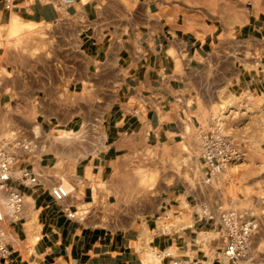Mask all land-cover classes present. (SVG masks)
<instances>
[{
    "label": "crops",
    "instance_id": "0c3cea01",
    "mask_svg": "<svg viewBox=\"0 0 264 264\" xmlns=\"http://www.w3.org/2000/svg\"><path fill=\"white\" fill-rule=\"evenodd\" d=\"M6 1L0 141L31 143L17 150L15 169L33 180L6 182L23 203L18 218L5 222L3 264H230L220 237H200L218 225L199 216L206 205L196 185L167 186L150 211L117 206L131 155L209 128L225 98L264 110V13L236 9L234 1L225 14L187 0H9V8ZM13 19L35 29L36 59L17 57L8 36ZM60 182L69 193L57 201L50 190ZM5 194L0 189L2 205ZM167 213H190L191 222L161 232L157 217Z\"/></svg>",
    "mask_w": 264,
    "mask_h": 264
},
{
    "label": "rangeland",
    "instance_id": "374dc122",
    "mask_svg": "<svg viewBox=\"0 0 264 264\" xmlns=\"http://www.w3.org/2000/svg\"><path fill=\"white\" fill-rule=\"evenodd\" d=\"M187 1L203 6L211 3L213 10L217 9L219 14H225L228 2L232 1L236 9L240 5H246L264 13V0ZM11 31L8 36L16 38L12 48L21 53L17 57L36 59L40 49L32 46L37 36L33 26L25 25ZM255 107L258 106L245 99L231 101L225 98L220 113L215 115L220 118L223 133L231 139L238 155L217 180L210 184L203 183L197 134L188 130L187 141L177 146L146 149L138 155L130 156V174L123 177L124 190L117 207L136 213L150 211L156 203L155 195H159L167 186L176 183L196 185L201 190V204L208 207L215 204L248 207L257 215L260 222L259 233L255 235L259 237L256 241L258 247L252 246L249 255L236 264H264V214L260 204V198L264 197V110ZM88 134L89 130L84 127L79 138L83 139ZM189 214L174 219H168V213L162 214L158 225H165L168 229L169 225L176 228L185 226L191 222ZM205 236L219 239L217 231L200 234V237ZM221 258L226 261L222 255Z\"/></svg>",
    "mask_w": 264,
    "mask_h": 264
},
{
    "label": "built area",
    "instance_id": "2783aa9c",
    "mask_svg": "<svg viewBox=\"0 0 264 264\" xmlns=\"http://www.w3.org/2000/svg\"><path fill=\"white\" fill-rule=\"evenodd\" d=\"M63 5H72L76 0H58ZM9 0L5 7L9 8ZM197 140L199 157L202 165V181L210 184L217 180L219 175L225 171L227 165L237 158V152L231 139L223 133L220 118L216 117L214 123L207 129H197ZM30 142L24 138L3 139L0 141V189L5 190V201L0 206V264L9 253L7 246V235L5 222L16 220L21 211L23 195L18 190L7 186L9 179H15L22 184L33 180L30 172L26 169H15L18 149H29ZM51 194L57 201L68 196V189L63 183H57L51 188ZM262 214H264V197L260 198ZM67 210V208H65ZM198 214V213H197ZM199 216L207 220L216 221L217 232L223 243L221 255L230 264L246 258L250 253L251 237L258 231L260 222L256 214L248 207H224L215 204L213 207H203ZM161 217H157L160 223ZM158 226L161 232L169 231L173 225ZM177 264H221L219 259H187Z\"/></svg>",
    "mask_w": 264,
    "mask_h": 264
},
{
    "label": "bare ground",
    "instance_id": "6f19581e",
    "mask_svg": "<svg viewBox=\"0 0 264 264\" xmlns=\"http://www.w3.org/2000/svg\"><path fill=\"white\" fill-rule=\"evenodd\" d=\"M12 19V18H11ZM15 19V18H14ZM13 19V20H14ZM17 19V18H16ZM23 24V23H22ZM25 24V23H24ZM8 25H10L9 26V28L14 32V30L16 31L17 29H20V27H22V26H20V24L18 23V21L17 20H14L11 24H8ZM24 28V27H23ZM9 30V29H8ZM10 30V31H11ZM11 31V32H12ZM70 134H71V132H70ZM62 138H66V137H70L69 136V133H67V132H63L62 133V136H61ZM57 139V138H56ZM58 140H60V139H58ZM257 199V198H256ZM258 200V199H257Z\"/></svg>",
    "mask_w": 264,
    "mask_h": 264
}]
</instances>
